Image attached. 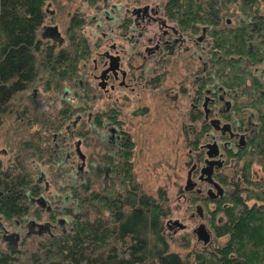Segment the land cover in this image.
<instances>
[{
  "label": "trees",
  "instance_id": "1",
  "mask_svg": "<svg viewBox=\"0 0 264 264\" xmlns=\"http://www.w3.org/2000/svg\"><path fill=\"white\" fill-rule=\"evenodd\" d=\"M46 1L0 0V128L8 121H12L14 129L24 123L28 116L20 97L30 91V95L36 96L41 87L44 90L52 87L58 93L76 88L94 96L101 92L83 79L85 76L87 79L91 71V56L99 41L91 48L88 39L80 38V34L76 40L74 33L81 28L79 19L72 18L67 28L68 39L61 46L42 41L38 36L45 20ZM225 1L239 6L237 24H232V17L220 15V0H163L160 7L164 18L174 24L181 35L202 41L207 56L204 78L198 84L199 92L195 98L197 109L190 115L191 148L196 149L202 132L208 130L205 121L202 126L196 125L201 121L199 103L203 89L210 87L215 97L220 94L230 101L231 114L222 116L229 121L237 120L240 132L247 120L253 122L255 130L246 135L244 144L235 153L224 150L227 159L233 155L245 156L249 150L254 152L257 148L264 154V103L253 109L242 108L244 101L240 94L225 82L237 79L243 83L244 76H248L250 90L256 92L258 89L264 97V9L256 7L258 0ZM244 11L245 16L242 15ZM117 28L126 32V22H121ZM213 42H219V47L229 45L227 50H238L239 54L245 55L244 60L240 61L243 57L240 55L217 59L215 51L207 48ZM78 51L84 53L83 64L76 62ZM255 63L262 67L258 69ZM239 70L242 73H236ZM56 111V117L47 113L45 131L51 136L57 133L61 136L63 145L69 147L65 155L61 156L54 143L46 151L40 146L44 141L42 131L29 133L14 146H9L11 149L2 148L4 154L12 153L9 152L4 162L0 160V226L5 229L13 224L12 228L24 229L25 218L38 220L46 213L49 230L39 235L37 250H31L26 260L20 258L15 246L7 244L0 248V264H186L179 255L166 248V216L160 207L164 196L159 194L155 199L145 195L135 183L129 165L113 159L117 155L126 157V149L132 146L127 134L111 144L99 138L103 150L96 152L97 158L87 162L83 153L86 167H75L77 159L81 161L73 150L75 141H79V146L83 142L86 145L90 132L102 131L105 122L118 123L116 114L109 110L107 121H104L99 113L87 106H68ZM251 112L254 116L249 114ZM108 147L116 150L106 151ZM45 152L57 161H51L49 167L43 169V160L50 159L45 157ZM31 156L37 158L32 161ZM91 162L98 163L102 170L91 173ZM59 164H64L65 168L59 170ZM242 167L245 176L246 168ZM97 181H102L103 189L91 188ZM218 181L223 184L224 177ZM247 190V196L253 195L252 189ZM240 192L237 190L228 195L224 190L214 200L206 195H194L196 198L192 200L200 202L204 209L208 203H216L215 209L224 214L216 219L214 216L209 218L212 238L205 248L195 250L191 264H264V189H257L250 201ZM38 196H46L48 202L57 206L59 217L64 221L63 228L57 227L52 210L42 211L38 207L34 201ZM222 234L227 236L226 242L216 246L213 237Z\"/></svg>",
  "mask_w": 264,
  "mask_h": 264
},
{
  "label": "rangeland",
  "instance_id": "2",
  "mask_svg": "<svg viewBox=\"0 0 264 264\" xmlns=\"http://www.w3.org/2000/svg\"><path fill=\"white\" fill-rule=\"evenodd\" d=\"M92 1L47 0L44 6L45 20L38 34L40 39L53 43L56 47L63 45L68 39L67 28L70 26L72 18H77L81 21V28L74 33L76 40L79 39L78 35L80 34V38L88 39L91 48L95 46L94 43L96 41H99L98 46H95L91 61L97 53L106 49L108 44L114 43L118 48L125 49L122 54V64L125 68L127 70L132 69V76L147 78V82L140 83L134 93L129 92V98L125 102L116 97V94L118 95L120 92H112L111 97L107 98V95L102 92L94 96L91 93H83L79 88L71 89L70 92L58 93L52 87L48 90H44L41 87V91L38 90L36 96L30 95L31 91L21 95L20 101H22L23 106L27 110L26 115L28 118L24 123L21 122L17 129H14L12 121H8L0 128V160L4 162L3 160L10 152L4 154L2 152L3 147L6 146L11 149L9 146H14L29 133L36 134L38 131H42V134H44V141L40 146L45 151L49 145L52 146V143H54L59 147L61 156L65 155L69 147L66 144L63 145L61 136L58 133L55 136H51L48 131H45L47 130L48 116L54 114L53 117H56L57 108H66L68 106L81 108L82 106H87L93 112L99 113L104 121H107L106 116L110 114V110L116 114V119L119 120L132 145L130 149H126V157L117 155L113 156V159H120L121 163L124 161L129 165L128 168L134 176L135 183H138L145 195L155 199L159 198V194L164 196V199L160 202V207L166 216L164 222L167 219H177L185 225L180 230L166 229L164 227V235L167 240L166 248L168 251L179 255L186 264H191L196 255L195 250L206 247V245H202L201 241L196 240L192 232L193 228L198 222L203 223L210 234L211 240L212 231L209 218L214 216L216 219L224 214L215 209L216 203H208L204 209L200 202L192 200L196 198L195 194L186 192L183 189L186 170L191 160V155H189L188 151L191 147L190 141H192V137L189 134L188 124L191 123L192 106L196 107L193 100L198 96L199 92L198 84L200 81H194V79L202 75L200 71L201 62L203 59L206 61L207 58L205 48L202 49V41L190 37L187 40H183V36H178L177 32H173L175 28L171 27L173 30H170L169 27L153 22L145 25L142 29V39L138 46V50L141 52L139 55L135 52L136 50L134 51V46L130 44L131 39L125 41L122 38L120 39V31L114 30L124 15V6L126 5L122 3L131 0ZM136 2L139 6L145 3L150 6L157 5L158 12L156 16L163 21L160 9V4L163 0H136ZM219 5L220 15L223 16L224 14V16L229 18L232 17L233 25L239 22V6L235 3H228L225 0H220ZM256 7L264 9V0H258V6ZM242 15L245 16L246 12L244 11ZM136 29L141 31L139 28ZM162 29H167L169 34L176 39V42L172 44L171 51L169 53H166L165 50L153 52V55L147 57V60L143 59L145 55L144 47L152 45V43L146 41V37H154L160 34ZM252 40L254 41V39ZM224 45L219 47V42H213L207 48L215 51L217 59L226 55L238 58L239 56L237 55H240L243 56L242 58L240 57V61L244 60L245 55L239 54L236 49L227 50L226 48L229 45ZM253 45L255 46L254 43ZM75 55L76 62L78 60L83 64L84 53L78 51ZM198 57H201V61ZM254 65L258 69L262 67L258 63ZM140 67L142 68L140 69ZM240 71L236 73L239 74ZM86 77L83 79L87 82L89 79H86ZM150 77H153L152 81L149 79ZM244 77L243 83H241L242 80L239 81L237 79L235 81L229 79L225 82L234 87V92L236 91V93L240 94L241 100L244 101L242 108H252L257 105L263 106L261 104L264 103V97H261L258 89H255L256 92L253 89L252 92L249 88L250 77ZM150 83L153 84V88L150 87ZM92 84H95V81ZM234 92L232 93L234 94ZM112 101L115 104L111 105ZM47 113L51 114L48 115ZM51 118L52 116H50ZM196 125L197 127L200 126V121ZM259 133L258 131L257 134ZM262 134L264 135V132ZM86 143L85 145L83 142L79 149L85 154L86 161L90 162L97 158L96 152L100 151V149L103 150V147L99 143L98 134L93 131L90 132ZM109 150L115 151L116 149L108 147L106 151ZM196 150L197 147L196 149L192 148V151L196 152ZM251 151L253 152V150H249V154L246 153L245 156L237 157L233 155L226 159L227 162L221 174V178L224 177V181L223 184L220 183L228 192V195L238 190L239 192L241 191L240 194L246 195L247 199H249L247 201L252 199L250 197L256 193L257 189H264V154L258 148L253 153H250ZM11 153L12 151L10 155ZM31 157L29 159L31 158L32 161L37 158ZM45 157L50 159L47 161L43 160L41 165L43 169L45 166L49 167L51 161H57L56 157L48 156L47 152H45ZM58 166L59 170H63V167L65 168L64 164H59ZM58 166L55 167L57 168ZM242 166L246 168L245 176L242 175ZM91 173L94 172L91 171ZM91 179L93 180L94 178ZM74 185H76V182H74ZM91 188L99 190L103 189L104 186L102 181H97ZM247 189H252L253 195L247 196ZM56 190L62 192L60 189ZM257 195L260 198L261 192ZM34 201L42 211L43 209L52 210L55 213L53 218L57 221V227L63 228L64 221L60 219L59 210L53 202H48L46 196L43 197V206L36 200ZM196 204H201L202 206L201 218L196 215L190 217L191 213H195L194 207ZM218 205L221 206V204ZM213 211L214 214H212ZM24 221V229L12 228L13 224L5 229L0 226V248H5L7 244L15 246L20 252V258L26 260L31 250H37L36 243L40 238L39 235L42 236L47 231L41 228L43 224L47 223L46 213L42 214L38 220L29 217L25 218ZM31 221L35 223L31 224V227L27 229L28 223L30 224ZM226 233L227 231L224 234ZM224 234L213 237L216 246L226 242L227 236ZM22 238L24 239L21 242ZM205 257L208 258L207 255H204ZM203 264L206 263L204 262Z\"/></svg>",
  "mask_w": 264,
  "mask_h": 264
},
{
  "label": "flooded vegetation",
  "instance_id": "3",
  "mask_svg": "<svg viewBox=\"0 0 264 264\" xmlns=\"http://www.w3.org/2000/svg\"><path fill=\"white\" fill-rule=\"evenodd\" d=\"M122 4H125L126 6H124V15L119 24H121V22L123 21L126 22L127 29L126 32H121L117 28L118 25H116L114 30L120 31L119 32L120 39L122 38L124 41L131 39L130 40L131 43L130 42L129 43L134 46V51L136 50L135 52L137 54L140 55L141 53L138 50V46L140 45L142 39V34H143L142 29L145 27V25L151 24L153 22L165 27H169L170 30L171 29L173 30V28H175L173 32L174 33L177 32L178 36L179 35L183 36L184 37L183 40H187L188 36L181 35V33L178 32L176 26L174 24L172 25L164 18L162 10L161 13L163 16V21H161L159 17L156 16L158 12L157 5L150 6L148 3H145L139 6L137 5L136 0L124 1V3ZM136 28H139V30L141 31H138ZM146 41L152 43V45L144 47L145 55L143 59L147 60L148 59L147 57L153 55V52H161L162 50H165L166 53H169V50L171 51L172 44L176 42V39L173 38L171 34H169L167 29H162V32L158 35H155L154 37L153 36L146 37ZM135 44L137 45L135 46ZM202 49H204L203 46ZM124 50H125L124 48H120V47L118 48L114 43L108 44L106 49H104L100 53H97L96 56L92 59L91 71L88 72L87 74L89 83L93 86H96L104 95L106 94L107 98L111 97L112 92L115 93L120 92L118 95L116 94V97L123 102L128 100L129 92L134 93L136 87H138L140 83L147 82L148 80L147 78L132 76L133 74L131 72L132 69L127 70L125 68V66L122 64V54L125 52ZM198 59L201 61V57H198ZM205 67H206V61L203 59L201 62V69H200L202 75L195 77L194 81H200L201 79L204 78L203 74L205 72ZM141 68L142 67H140V69ZM140 69L139 71H141ZM149 79H151L152 81L153 77H150ZM94 81L95 84H92ZM150 87L153 88L152 83H150ZM212 93H213V89L210 87L203 89L200 92L201 94V101L199 103V109L201 112L200 125H202V122L205 121V123L208 125V130H204V132H202V138L199 140V142L196 145L197 147L196 152L192 151L191 147L188 151L189 155H191V160L188 164L186 173L190 169V167L193 166V169L190 172V177L195 184L191 190L186 192L193 193L197 197H203L205 195L206 189L208 187H211V185L203 182V180H199V170L200 167L204 164V159L206 157L205 156L206 149L204 148V145L207 143L210 144L215 143L217 145L219 156L217 155L213 157V159H216L221 164L219 166L216 163L212 165L211 176L212 179L219 184L218 178H221V174L224 171L225 164L227 162L225 158L224 150H230L232 153H235L238 147L244 144V139L246 135L251 134L255 130L254 127H252L253 122L247 120L245 126L242 128V132H240L238 130L239 125L237 120L232 118L229 121L222 116L225 113L231 114L230 101L220 94H218L215 97ZM223 93L225 92H222V94ZM115 100L117 99L115 98ZM193 102L196 104V99H194ZM192 109L193 110L197 109V105L195 108L192 106ZM249 114H251V116H254L252 112ZM215 120L219 121V123ZM117 121H118L117 124H111L110 122H105L104 129L101 132L100 131H93V132L98 134V139L100 138L102 141L106 139L105 141L107 142V144L109 143L111 144L115 141H119L121 136L125 134V131L124 129H122L121 127L122 125L120 124L118 119ZM222 124H229V131L216 130L218 125L221 126ZM188 126L190 127L191 123L188 124ZM76 143L77 140L75 141L74 144V152H75ZM83 160H81L80 162L77 161L75 163L76 169L79 168L84 169L86 167V162ZM89 165L91 171L94 172L95 171L100 172L103 168L102 166L98 165V163L96 162H91ZM204 177L205 175L202 176V178ZM219 185L221 186V184ZM196 189L198 190L200 189L199 192H196ZM222 189L224 192L225 189L223 187ZM194 215H196V213L194 214L191 213L190 217H193ZM173 220L175 219H167L164 222V227L166 229L180 230L178 229L177 225L171 223ZM198 224H200V222H198L197 225ZM30 227L31 224L28 223L27 229ZM41 228L45 229V224H43ZM196 240L201 241L197 238ZM201 243L202 245L206 244L203 243L202 241Z\"/></svg>",
  "mask_w": 264,
  "mask_h": 264
},
{
  "label": "water",
  "instance_id": "4",
  "mask_svg": "<svg viewBox=\"0 0 264 264\" xmlns=\"http://www.w3.org/2000/svg\"><path fill=\"white\" fill-rule=\"evenodd\" d=\"M211 121H210V123H211ZM215 121H217V120H215ZM217 122L219 123V121H217ZM216 130L229 131V124H222L221 126L218 125ZM241 138H242V136H241ZM204 148L206 149V151H205V156L206 157L204 159V164L200 167V170H199V180H203V182L211 185V187H208L206 189L205 195L209 199L214 200L218 196L222 195L223 189L217 182H215L212 179V176H211L212 175V165L214 163H216L219 166L221 163L219 161H217L216 159H213V157L218 155V148H217V145L215 143H211V144L207 143V144L204 145ZM75 153H76V155L78 156L79 159H81V160L84 159V155L79 149V142L78 141L76 143ZM192 169H193V166L190 167V169L186 173L185 184H184V187H183L184 191L191 190L193 188L194 184H195L192 181L191 177H190V172H191ZM203 175H205L204 178H202ZM199 190L196 189V192H199ZM35 200L41 206H43V197H37V199H35ZM194 210H195L196 215L199 218H201L202 217V206H201V204H196L195 207H194ZM34 223H35L34 221L30 222V224H34ZM171 223L177 225L178 229H183L185 227V225L182 224L177 219L173 220ZM45 229L47 231L49 230L48 223L45 224ZM192 232L194 233L195 237L197 239L201 240L203 243L208 242L209 239H210V234L206 230V228L203 225V223H200L197 226H195L193 228Z\"/></svg>",
  "mask_w": 264,
  "mask_h": 264
}]
</instances>
